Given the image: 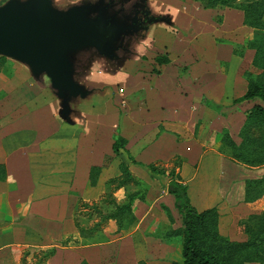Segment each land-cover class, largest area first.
I'll use <instances>...</instances> for the list:
<instances>
[{
  "label": "crops",
  "instance_id": "0c3cea01",
  "mask_svg": "<svg viewBox=\"0 0 264 264\" xmlns=\"http://www.w3.org/2000/svg\"><path fill=\"white\" fill-rule=\"evenodd\" d=\"M47 1L61 11L87 6L83 20L96 19L108 36L100 48L65 51L66 75L79 91L57 89L30 62L0 54V264L46 247L53 252L44 264H164L180 238L161 235L180 225L170 178L185 184L196 209L216 207L221 234L241 239L236 221L253 210L243 200L244 178L264 173V164L245 165L216 148L222 128L237 138L253 103L241 98L244 71H258L253 49L239 48L250 30L241 10L199 0ZM117 136L124 143L114 153ZM120 161L147 186L133 201L134 224L116 237L83 239L76 202L98 199ZM91 165H100L92 185ZM112 193L124 201L123 186Z\"/></svg>",
  "mask_w": 264,
  "mask_h": 264
},
{
  "label": "trees",
  "instance_id": "16d2710c",
  "mask_svg": "<svg viewBox=\"0 0 264 264\" xmlns=\"http://www.w3.org/2000/svg\"><path fill=\"white\" fill-rule=\"evenodd\" d=\"M203 7L224 5L236 7L242 12V23L250 30L244 35L239 48H252L251 63L258 68L257 72L244 71L246 89L241 98L253 100L244 110V117L237 132V140L231 138L225 128L220 130L216 148L237 162L245 165L264 164V0H199ZM157 61L161 60L156 56ZM163 60L166 58L163 57ZM6 57L0 55V68L5 64ZM124 139L117 136L112 141V150L118 152ZM131 160L132 158L129 157ZM105 161V159H104ZM152 170L155 167L149 163ZM119 174L105 180L104 190L96 200L76 202V213L80 206L89 205L96 211L99 219L87 227L74 225L82 237L102 232V224L109 220L114 227L102 232L104 239H109L129 231L136 216L132 209L135 199L142 200L146 191V183L134 175L127 163H118ZM100 171V165H91L88 170V183L94 184ZM5 177V167L0 156V180ZM125 188L124 201L117 202L113 190ZM167 191L173 196V205L178 213L180 225L166 227L161 231L162 236H179L174 249L163 255L164 264H245L256 261L264 264V173L258 176L246 177L243 182V200L253 210L237 219V230L242 233L241 239L230 238L218 231V212L215 206L196 209L188 199L185 184L175 178H170L166 184ZM257 211H255L256 209ZM89 208V209H90ZM167 218L170 213L164 207ZM91 213V212H89ZM76 217V216H75ZM100 227V228H98ZM53 252V247L39 250V256L31 264H44L46 257ZM78 264H87L81 259ZM137 264H147L144 259H138Z\"/></svg>",
  "mask_w": 264,
  "mask_h": 264
},
{
  "label": "water",
  "instance_id": "95a60500",
  "mask_svg": "<svg viewBox=\"0 0 264 264\" xmlns=\"http://www.w3.org/2000/svg\"><path fill=\"white\" fill-rule=\"evenodd\" d=\"M87 10V6H73L61 11L47 0L1 6L0 54L30 62L57 89L79 91L66 75V52L83 44L100 48L108 36L96 19L83 20Z\"/></svg>",
  "mask_w": 264,
  "mask_h": 264
},
{
  "label": "rangeland",
  "instance_id": "374dc122",
  "mask_svg": "<svg viewBox=\"0 0 264 264\" xmlns=\"http://www.w3.org/2000/svg\"><path fill=\"white\" fill-rule=\"evenodd\" d=\"M249 30V29H248ZM248 31H245L244 33H243V37H244V35L247 33ZM70 50H72V49H70ZM9 61V60H8ZM10 62V61H9ZM9 69H10V65H9V67H8ZM257 70H258V68H256ZM43 92H45V91H43ZM123 107V106H122ZM63 112V114H64V111H62ZM235 140H237V138L235 139ZM264 166V165H263ZM155 169H157L159 172L161 171L160 170V168H155ZM152 170H154V169H152ZM170 170V169H169ZM259 171H260V169H259ZM258 171H256L255 173H257ZM90 207H89V205H82V206H80L79 207V209L77 210V213L74 215V220H75V218L77 219V221L79 222V224H81V225H84V226H87V227H91L95 222H96V220H98L99 219V215L96 213V211H94V209H93V211L91 210V208L89 209ZM257 210H259L258 209V207H257V209L255 210V211H257ZM89 212H91V213H89ZM76 216V217H75ZM240 218V217H239ZM109 220H107V221H105L103 224H102V226H101V229H102V232H104L105 230H109L110 231V229H112L113 227H114V225H113V223L112 222H108ZM74 222V221H73ZM237 222V221H236ZM235 226H237V224L235 225ZM98 228H100V227H98ZM102 232H99V230L98 231H96L93 235H91V236H87V237H83V239H89V237H91V238H98L97 236H98V234H100V236H102ZM234 232L236 233V238H240V237H242L243 235H241L242 233L241 232H239L238 230H237V227H235V230H234ZM96 234V235H95ZM95 235V236H94ZM176 243V242H175ZM174 243V244H175ZM46 248H48V247H46ZM26 255V254H25ZM25 255H23L22 254V257L20 258V262H19V264H31L32 262H34V261H36L37 260V258H38V256H39V250L38 251H35L34 253H33V257L32 258H30V260H28L27 258H26V256ZM245 264H258V262H256V261H248V262H245Z\"/></svg>",
  "mask_w": 264,
  "mask_h": 264
}]
</instances>
